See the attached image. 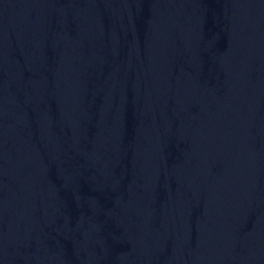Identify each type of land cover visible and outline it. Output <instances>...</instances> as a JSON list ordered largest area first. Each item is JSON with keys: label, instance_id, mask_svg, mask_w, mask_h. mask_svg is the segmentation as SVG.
<instances>
[{"label": "water", "instance_id": "obj_1", "mask_svg": "<svg viewBox=\"0 0 264 264\" xmlns=\"http://www.w3.org/2000/svg\"><path fill=\"white\" fill-rule=\"evenodd\" d=\"M0 264H264V0H0Z\"/></svg>", "mask_w": 264, "mask_h": 264}]
</instances>
